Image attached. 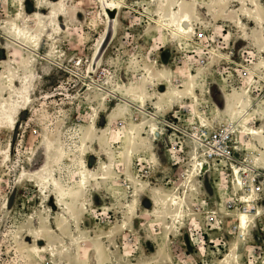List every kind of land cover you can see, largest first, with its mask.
I'll use <instances>...</instances> for the list:
<instances>
[{"label": "rangeland", "instance_id": "1", "mask_svg": "<svg viewBox=\"0 0 264 264\" xmlns=\"http://www.w3.org/2000/svg\"><path fill=\"white\" fill-rule=\"evenodd\" d=\"M25 1L0 0V102L11 97L19 54L41 73L32 100L16 105L24 108L16 126L0 115V264H217L235 243L239 264H264V141L234 132L218 112L223 93L247 89L251 127L264 128V0H124L112 29L102 0ZM180 3L198 18L189 41H171L152 21ZM52 11L62 15L57 33L48 27ZM13 24L42 25L33 43L41 50L14 42ZM189 74L198 76V101L163 95ZM139 88L151 95L146 110L161 117L160 135L151 150L124 158L115 135L128 130L127 118H150L121 99ZM216 135L230 136L232 161L206 154L199 137ZM195 151L208 164L191 191ZM256 158L262 168L254 172L246 165ZM82 159L93 181L79 207L66 196L64 209L51 178L66 194ZM153 188L189 192L192 216L169 239L168 220L152 209ZM251 192L262 213L238 240L235 214Z\"/></svg>", "mask_w": 264, "mask_h": 264}, {"label": "bare ground", "instance_id": "2", "mask_svg": "<svg viewBox=\"0 0 264 264\" xmlns=\"http://www.w3.org/2000/svg\"><path fill=\"white\" fill-rule=\"evenodd\" d=\"M29 0L25 2L28 3ZM106 12V16L110 23L111 29L112 24L117 21L120 16L121 8L126 7L124 0H102ZM179 3V1H178ZM177 8L170 9L168 8L165 13H159L157 18H153L152 21L159 28L163 29L171 41H189L191 36L194 33V22L197 18L194 9H187V7L180 5L176 6ZM55 15L54 22L48 26L51 28L52 32L57 33L61 27V18L62 15L59 11L53 12ZM15 27L14 42L20 44L28 50L33 52H39L41 49H35L33 43H36L39 33L44 27L30 26V30H26L21 27V25L13 24ZM35 31V33H34ZM12 39V38H11ZM25 50V49H22ZM214 54H217L213 52ZM18 63V72L13 73L9 78L8 90L11 92L10 98L7 101L0 102V115L5 117V120L11 122L14 127L17 123V118L24 110L23 107L17 109V104H27L32 100L31 86L32 80L35 77V74L38 73L36 70V64L32 60L26 59V57L21 54L17 56ZM48 59L50 57L47 56ZM232 61L231 59H229ZM41 74L40 72L38 73ZM197 77L194 74H189L183 78L181 84L175 88H169L164 96L167 98H187L195 99L198 101L197 91ZM109 94L118 95L114 91L107 90ZM151 95L144 88H139L138 90L128 91L124 97L121 99L128 105V107L136 108L139 112L145 114L148 111L146 110V103L149 101ZM151 98V97H150ZM105 100V99H104ZM224 105L222 110L218 112L224 114L226 117L232 118L234 121L233 129L234 132H240L246 137H251L254 139H259L264 141V128L255 129L251 127L252 119L254 114L251 113L253 110L252 99L248 97L247 89H242L240 92L235 93H223ZM150 118L139 120L135 116L132 120L127 118L129 128L123 134H116L114 139L117 141L115 144L121 145L122 157L126 158L131 156L136 149L142 148L145 150H151L153 144L159 138V124L161 123V117L157 113H149ZM97 129V128H96ZM145 129H148V135L145 136ZM104 136L100 137L106 144V135L108 130L103 131ZM199 144V143H198ZM200 145V144H199ZM206 154L210 151L208 145L204 146ZM200 145V147H202ZM148 148V149H147ZM50 151L53 150L51 147ZM264 153V152H262ZM154 156V153H152ZM264 156V154H263ZM259 159L256 158L252 161V165L247 168L251 169L254 172L261 170V165ZM208 164L207 159L203 158L200 152L195 151L192 158V168L187 174L186 185L192 189L191 191H197V183L201 178V174L205 170L206 165ZM77 174L76 178L72 179L71 187L66 194H63V191L60 189V184L56 177L51 178V184L58 190L60 195H58L60 207L66 208L64 205V200L68 197L74 201L76 206H80L82 201L80 200L81 193L86 189L89 184L93 181L91 179L92 172L86 166L84 159L78 161L77 163ZM233 173L236 182H241V169L233 166ZM154 192L151 197L152 209L157 217L167 219L169 231L166 233V238L171 237V233L175 230L180 229V225H183L188 217L192 216L190 209L187 205V196L188 193L186 189L181 193H172L166 192L153 188ZM67 196V197H66ZM257 195L255 192H251L245 197L240 199V205L242 210L238 211L235 214L237 219V225L239 227L238 231V240L245 237L248 228L253 222V217L262 213V209L256 206L257 204ZM139 205V196L133 195V201L129 204V212L135 213L138 210ZM69 207L67 212L70 213ZM66 214V213H65ZM38 233V231H37ZM38 236V234H36ZM38 251V250H37ZM163 251V241L162 239L157 241V254H161ZM217 264H239L238 258V244H232L229 251L226 255L220 259Z\"/></svg>", "mask_w": 264, "mask_h": 264}, {"label": "built area", "instance_id": "3", "mask_svg": "<svg viewBox=\"0 0 264 264\" xmlns=\"http://www.w3.org/2000/svg\"><path fill=\"white\" fill-rule=\"evenodd\" d=\"M203 138L206 137H199V141H201L202 143H207V145L210 147V151L208 152L210 156L222 158L229 161L233 160L232 150L229 145V135H216L213 138L210 137L208 141L206 139L203 140Z\"/></svg>", "mask_w": 264, "mask_h": 264}]
</instances>
